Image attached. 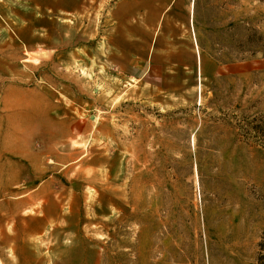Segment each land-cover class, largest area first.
Wrapping results in <instances>:
<instances>
[{"label": "rangeland", "instance_id": "1", "mask_svg": "<svg viewBox=\"0 0 264 264\" xmlns=\"http://www.w3.org/2000/svg\"><path fill=\"white\" fill-rule=\"evenodd\" d=\"M0 264H264V2L0 0Z\"/></svg>", "mask_w": 264, "mask_h": 264}, {"label": "trees", "instance_id": "2", "mask_svg": "<svg viewBox=\"0 0 264 264\" xmlns=\"http://www.w3.org/2000/svg\"><path fill=\"white\" fill-rule=\"evenodd\" d=\"M264 2V0H262Z\"/></svg>", "mask_w": 264, "mask_h": 264}]
</instances>
